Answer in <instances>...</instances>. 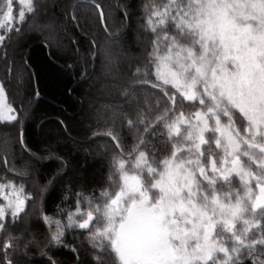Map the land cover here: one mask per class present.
<instances>
[{"label":"snow or ice","instance_id":"snow-or-ice-1","mask_svg":"<svg viewBox=\"0 0 264 264\" xmlns=\"http://www.w3.org/2000/svg\"><path fill=\"white\" fill-rule=\"evenodd\" d=\"M80 15V0H0V264H68L54 248L71 264H264V0H87L104 41L85 62L111 85L107 103L81 105L107 131L89 148L49 131L33 150L26 41L39 32L60 55ZM80 152L98 171L69 175Z\"/></svg>","mask_w":264,"mask_h":264},{"label":"trees","instance_id":"trees-1","mask_svg":"<svg viewBox=\"0 0 264 264\" xmlns=\"http://www.w3.org/2000/svg\"><path fill=\"white\" fill-rule=\"evenodd\" d=\"M77 0H67L69 5L76 3ZM97 3L101 0H96ZM105 10L108 9L110 4L116 3V0H103ZM87 7V0H80V25L75 27L72 24H68V35L71 36L73 41H79L74 43L71 48L68 47L67 40H63L64 52L60 55H50V50L45 46L44 37L39 33H30V39L26 41V47L30 52V64L32 65V71L36 75L32 79V89L40 92L39 98H37L33 107L35 108L33 120L27 124V135L33 145V150L36 146H41L42 141L46 138L44 133L49 131L60 136L62 143L71 145L74 138L76 141H80L78 144L80 148H89L87 139L92 138L93 132H106L107 129L103 127H96L93 123L89 130V121L84 119L85 114L88 112V103L85 102L83 107L81 102L85 100L86 96L91 97L98 104L107 103V91L111 85V76L106 74L100 65V61L95 62V71H93V64L91 57L85 62L84 52L87 49L89 41L94 38H99L100 41H104L103 33L99 32L96 27V19L94 15H83L84 10ZM71 12V8H69ZM67 20L64 17L63 21L58 19V23L63 27V23ZM115 31V29H113ZM63 39V35H61ZM79 49V55L77 53ZM8 64H11V50ZM3 52L0 51V76H3L5 71V61L3 60ZM75 61V67L72 70L65 68L66 64H72ZM127 64L123 61L117 63L114 66V72H123L127 70ZM87 70L89 79L82 80L81 73ZM134 70V69H133ZM11 76V71L9 72ZM68 89H72V94L68 93ZM17 103L19 97H16ZM64 120L68 125V131L65 133L61 128L56 125V120ZM70 137V138H67ZM104 140H94L92 147L96 144H103ZM11 151V147H9ZM19 155V149H16ZM5 155L2 143H0V157ZM71 164L69 168V175H73L75 172L80 171V166L84 165L89 171L95 169L98 171V165H94L92 158H87V164L85 163V156L83 152L73 153L70 157ZM45 166L55 169L56 165L50 161L44 162ZM3 173L0 172V175ZM66 179V177H65ZM62 183L61 180L57 181V191ZM57 192L54 191L50 198V203L56 201ZM76 235L71 233L68 235L67 243H73L72 237ZM49 255H53L56 259L67 261L71 264L72 254L67 249L54 248Z\"/></svg>","mask_w":264,"mask_h":264},{"label":"flooded vegetation","instance_id":"flooded-vegetation-1","mask_svg":"<svg viewBox=\"0 0 264 264\" xmlns=\"http://www.w3.org/2000/svg\"><path fill=\"white\" fill-rule=\"evenodd\" d=\"M70 234H71V232L68 235H70Z\"/></svg>","mask_w":264,"mask_h":264},{"label":"rangeland","instance_id":"rangeland-1","mask_svg":"<svg viewBox=\"0 0 264 264\" xmlns=\"http://www.w3.org/2000/svg\"><path fill=\"white\" fill-rule=\"evenodd\" d=\"M84 1V0H83Z\"/></svg>","mask_w":264,"mask_h":264}]
</instances>
